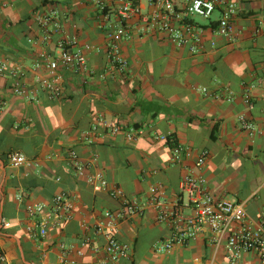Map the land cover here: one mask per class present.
<instances>
[{"label":"crops","instance_id":"1","mask_svg":"<svg viewBox=\"0 0 264 264\" xmlns=\"http://www.w3.org/2000/svg\"><path fill=\"white\" fill-rule=\"evenodd\" d=\"M236 41L228 43L210 31L219 18L216 13L206 23L202 51L191 54L177 48L165 35H146L131 25V39L121 43V56L128 63L125 73L113 68L107 58V31L98 26L99 13L86 0H0V64L7 62L24 72L29 97L15 96L10 80L0 79V248L10 264H60L68 254L76 264H98L86 237L94 246L104 239L96 226L105 222L106 211H118V202L88 177L103 173L110 184L130 198L144 201L152 187L161 188L167 205H185L178 184L187 172H194L199 152L208 160L200 174L207 192L218 199L243 204L245 223L256 225L264 212V33L257 25L264 21V0H233ZM177 8L185 0H174ZM143 13L150 8L142 1ZM55 12L64 37H76L78 45H89L86 53L90 74L78 75L63 68L57 72L40 62L43 52L54 53V45L40 42L38 17ZM115 14L110 12V20ZM58 37L54 38V41ZM216 47L212 48L211 43ZM58 76L63 94L50 100L37 84L38 78ZM206 88L209 95L201 93ZM233 92L226 102L224 90ZM250 95L252 109L244 102ZM215 94H218L216 98ZM253 122L260 134L250 137L239 128V117ZM98 126V133H85ZM142 132L134 142L123 133L111 135L112 127ZM155 134L172 136L191 158L182 165L169 163L170 150ZM75 151L90 167L82 175L70 168L67 152ZM11 153L36 155L21 168L8 163ZM97 160L91 163L92 156ZM197 173V172H194ZM60 193L72 195L76 211L61 229L50 230L45 238L26 232V207L47 204ZM19 197H21L19 199ZM155 209H147L119 224L117 240L130 246L128 258L110 264H262L253 253L231 263L226 239L237 224L229 226L220 244L205 228L186 246L170 253L156 249L170 234L167 224H157ZM190 217V209L183 207ZM6 223L7 226H4ZM264 238V233H263ZM81 250L83 256L76 252Z\"/></svg>","mask_w":264,"mask_h":264},{"label":"built area","instance_id":"2","mask_svg":"<svg viewBox=\"0 0 264 264\" xmlns=\"http://www.w3.org/2000/svg\"><path fill=\"white\" fill-rule=\"evenodd\" d=\"M99 13L98 26L107 31L108 44L106 48L107 58L110 65L119 73H125L128 63L121 56V43L131 39V25L136 26L141 34H163L168 41L177 48H187L191 54L202 51V37L206 28L194 24L193 20L202 18L210 20L218 13L219 18L210 26L212 34L224 38L228 43L236 41V33L233 27V18L237 14V4L233 0H185L181 9L177 8L174 0H86ZM142 1L150 8L148 13H143ZM110 12H114V21L110 20ZM40 42L44 45H54V53H41L39 60L45 63L48 70L57 72L63 68L75 74H90L86 53L92 47L85 45L80 47L76 37H64L62 23L57 14L39 16ZM258 32L264 33V21L260 20L257 25ZM58 40L54 41V38ZM212 48L216 43H211ZM24 72L15 66H9L7 62L0 64V79L10 80L9 87L17 97H29V92L23 82ZM37 84L50 100L62 97L63 89L58 76L50 78H38ZM264 87V78L259 81ZM201 93L209 95L206 88ZM226 102L233 101V92L224 90ZM218 94L213 96L216 98ZM244 102L248 109L253 104L248 92L244 94ZM4 103L0 99V114L3 112ZM239 128L250 137L260 134V131L244 116L239 117ZM98 126H93L85 133L91 137L98 132ZM108 132L111 135L123 133L128 142L136 141L142 134L135 129L123 130L122 127L114 126ZM153 139L165 143L170 150L169 163L182 165L184 159L191 158L193 152L190 148L179 146L172 136L155 134ZM171 145V146H170ZM209 157L206 150L198 153L194 162V172L185 173L179 184L178 190L187 201L185 207L190 209L192 215H183V204L167 205L162 198L161 188L152 187L149 196L140 201L137 198L128 197L125 192L116 185L110 184L102 172L96 171L89 175L88 183L98 186L106 192L110 198L118 202V211L112 213L106 211L105 222L96 226V234L104 239L102 246H94L91 238L86 237L82 246H89L96 256L102 255L104 259L98 264L116 263L121 259L128 258L130 246L117 240V231L120 222L127 221L137 216H142L149 209H155V221L157 224H167L171 231L163 243L156 249L157 253H170L176 246H186L194 241L207 228L214 236V243L220 244L224 234L232 224L239 227L231 232L226 239L225 249L231 263L236 262L243 254L253 253L264 264V212L258 224L245 223V210L243 204L230 202L226 199H218L211 196L206 188V181L200 174ZM66 159L70 168L77 175H82L90 166L73 150L67 152ZM97 156H92L91 163L96 162ZM8 163L12 168H21L30 163L25 155L11 153L8 155ZM21 197H19L20 199ZM76 211V201L72 195L60 193L50 203L32 204L26 207L29 224L26 232L33 238H45L50 230L61 229L71 221ZM7 226L6 223H3ZM78 256L83 252L78 250ZM0 264H10L5 253L0 248ZM60 264H76L74 260L65 254Z\"/></svg>","mask_w":264,"mask_h":264},{"label":"trees","instance_id":"3","mask_svg":"<svg viewBox=\"0 0 264 264\" xmlns=\"http://www.w3.org/2000/svg\"><path fill=\"white\" fill-rule=\"evenodd\" d=\"M98 131H100V130H98ZM98 133V132H97ZM171 146V145H170ZM25 155L28 157V159H34V158H36V155H33V154H28V153H25Z\"/></svg>","mask_w":264,"mask_h":264},{"label":"rangeland","instance_id":"4","mask_svg":"<svg viewBox=\"0 0 264 264\" xmlns=\"http://www.w3.org/2000/svg\"><path fill=\"white\" fill-rule=\"evenodd\" d=\"M198 20H199L201 23H203V24H205V23H206V20H205V19L198 18Z\"/></svg>","mask_w":264,"mask_h":264}]
</instances>
